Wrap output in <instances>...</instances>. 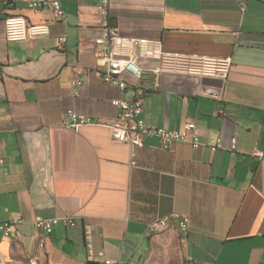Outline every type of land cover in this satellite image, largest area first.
<instances>
[{"label":"crops","instance_id":"1","mask_svg":"<svg viewBox=\"0 0 264 264\" xmlns=\"http://www.w3.org/2000/svg\"><path fill=\"white\" fill-rule=\"evenodd\" d=\"M99 1L60 0L65 17L57 21L51 10L0 0V222L23 220L20 240L0 237V264H144L163 232L176 235L180 264H264V0H111L120 36L231 60L225 80L142 75L145 84L158 81L142 102L145 123L181 130L193 121L202 144L169 150L155 138L132 150L105 127L63 124L69 109L113 120L110 101L130 97L104 84L96 66ZM9 16L46 23L49 34L7 42ZM171 212L189 218L187 233L148 232ZM64 216L75 226L49 234L31 226L34 217Z\"/></svg>","mask_w":264,"mask_h":264},{"label":"built area","instance_id":"2","mask_svg":"<svg viewBox=\"0 0 264 264\" xmlns=\"http://www.w3.org/2000/svg\"><path fill=\"white\" fill-rule=\"evenodd\" d=\"M5 3H23L31 11L42 14L51 10L55 20H63L65 13L60 0H4ZM111 0H100L95 8V15L101 20L100 35L93 40L96 66L102 82L113 86L120 92L129 90L128 99H113L111 106L117 110L116 117L108 122L93 120L76 110L69 109L64 112L63 124L70 129L81 126H102L107 128L113 140L130 146L132 150L143 148L145 139L155 138L160 148L169 150L174 143H188L192 148L201 146L193 121L185 122L181 130L157 128L145 123L141 118L142 102L152 89L158 87V81L145 84L142 79L144 73H151L156 78L162 74L193 75L203 78H218L225 80L231 68L230 58L208 57L202 55L171 54L165 52L160 40L144 38H129L120 36L118 28L109 22V8ZM49 34L46 23H29L22 16H9L4 19V38L7 42H22L26 40L43 38ZM66 42V36L58 38V48L61 49ZM139 61L156 63L154 69L145 70L138 66ZM128 74L132 82L125 78ZM72 85L79 86L81 80L72 79ZM211 150L221 148L220 141L211 142ZM236 148L235 137L231 139L229 150ZM262 155L259 154V157ZM130 165H134L135 153H130ZM2 159L0 158V166ZM172 219H179L180 226H185L188 232L189 218L177 212H171L159 217L148 224V227L157 228L162 224L172 225ZM65 227L75 226L73 217L61 218L34 217L31 226L37 233L49 234L58 225ZM22 219L9 218L0 222V237L18 241L21 238L19 226ZM104 264H113L105 261Z\"/></svg>","mask_w":264,"mask_h":264},{"label":"rangeland","instance_id":"3","mask_svg":"<svg viewBox=\"0 0 264 264\" xmlns=\"http://www.w3.org/2000/svg\"><path fill=\"white\" fill-rule=\"evenodd\" d=\"M164 231H169V229ZM162 235L153 244L150 258L144 264H180L179 244L176 235L173 232H163Z\"/></svg>","mask_w":264,"mask_h":264},{"label":"bare ground","instance_id":"4","mask_svg":"<svg viewBox=\"0 0 264 264\" xmlns=\"http://www.w3.org/2000/svg\"><path fill=\"white\" fill-rule=\"evenodd\" d=\"M170 228L177 229L180 232H185V226H180V220L179 219H172V225L162 224V225L158 226V229L153 228V227H148V232L150 234H153V233H157V232H162L165 229H170Z\"/></svg>","mask_w":264,"mask_h":264}]
</instances>
